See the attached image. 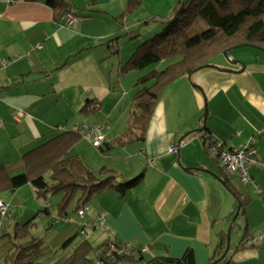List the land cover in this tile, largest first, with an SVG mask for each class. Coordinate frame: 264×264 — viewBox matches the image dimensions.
Masks as SVG:
<instances>
[{
  "label": "crops",
  "instance_id": "crops-1",
  "mask_svg": "<svg viewBox=\"0 0 264 264\" xmlns=\"http://www.w3.org/2000/svg\"><path fill=\"white\" fill-rule=\"evenodd\" d=\"M65 14L56 16L46 0H0V59L10 60L0 69V163L11 174L23 171L26 151L72 124L76 128L89 120L101 122L103 145L127 129L133 109L131 91L120 82V66L128 59H108L122 50L119 46L114 54L120 27L113 19L108 28L88 16L68 25ZM252 49L259 52L232 54L229 66L208 64L177 79L158 103L145 141L102 152L82 139L71 148L70 154L92 170L112 169L119 180L144 173L141 183L123 197L113 189L94 195L85 218L75 221L67 212L64 219L72 223V235L82 222L103 216L105 223L91 228L90 238L100 232L103 240L115 237L130 246L148 247V258H181L192 249L196 264H210L223 254V234L227 243L236 221L237 191L251 196L246 214L240 215L246 226L243 230V221L226 260L217 264H264V240L246 243L264 231V193L230 173L203 141L210 135L227 148H237L255 137L264 162V51ZM87 104L94 106L90 115L82 111ZM172 146L178 151L172 152ZM249 172L264 190V167L251 164ZM28 186L11 191L13 200ZM0 198L9 203L6 195ZM46 208L45 214L51 215L48 203Z\"/></svg>",
  "mask_w": 264,
  "mask_h": 264
},
{
  "label": "trees",
  "instance_id": "trees-1",
  "mask_svg": "<svg viewBox=\"0 0 264 264\" xmlns=\"http://www.w3.org/2000/svg\"><path fill=\"white\" fill-rule=\"evenodd\" d=\"M46 2L58 17L73 10V5L69 6V3L73 4V0ZM140 3L141 0H129L126 12L135 10ZM152 19L158 20L156 17ZM118 20L123 24L122 17ZM197 20L205 21L207 27L201 31L193 30ZM159 21L163 23V30L139 43L129 59L120 66V74L142 70L166 59L178 60L161 70L152 69L137 79L133 111L128 118L127 129L111 142L98 146L102 152L135 141H145L158 103L167 88L177 79L193 74L198 68L210 64L215 55L235 47L249 45L264 48V0H178L170 16L159 18ZM111 42H108L109 45ZM118 51L119 46L116 45V52ZM95 105L100 107V103ZM91 107L94 106L85 105L83 113H93ZM84 136L83 128L78 126L64 129L57 136L42 141L23 154V171L17 174H11L9 167L0 163V195L27 184H31L39 196L49 192H61L63 197L59 208L60 214L65 217L68 204L78 194L80 196L76 210L87 204L96 194L113 189L123 197L141 183L144 173L119 180L112 169L104 167L96 172L82 158L70 154L71 148ZM47 174L51 182L46 178ZM227 183L230 185L229 180ZM231 189L234 190L232 187ZM235 194L237 203L240 204L238 216L244 215L251 196L237 191ZM45 212H49L46 207ZM31 226V221L16 224L11 237L14 248L6 258L11 264H42V260L50 254L42 238L33 237L23 241L30 234ZM78 236L82 239L76 243L72 252L62 255L50 264H97V261H101V264H196L192 249H188L181 258H148L142 248L128 246L115 237H108L94 244L80 234L79 230L63 243V247L72 244ZM222 241L221 251L226 245L225 234ZM108 252H112L114 257L108 256Z\"/></svg>",
  "mask_w": 264,
  "mask_h": 264
},
{
  "label": "rangeland",
  "instance_id": "rangeland-1",
  "mask_svg": "<svg viewBox=\"0 0 264 264\" xmlns=\"http://www.w3.org/2000/svg\"><path fill=\"white\" fill-rule=\"evenodd\" d=\"M128 1L129 0H96L95 2V0H73V11L77 18L88 16L94 20L100 19L102 22L107 23L106 26H108V28L111 26L112 22L110 23V21H112L113 19L117 26L120 27L118 34L121 36V41L119 45L116 43L115 47L116 45H118L122 47V50L120 51V54L114 56L110 54V57L108 59L112 62L115 61L118 63L119 55L120 57L124 55V61L125 59H129V57L133 53H131L132 49L135 51L141 41L152 38L157 33H160L163 30V23L159 21V18L169 17L173 8L178 2V0H141L139 7L131 12H126ZM118 17H122V19L125 20L123 21L124 25L117 20ZM153 17H156L158 20L152 19ZM206 27L207 23L205 21L197 20L193 27V30L197 29L196 31H201ZM138 34L140 35L138 36ZM106 42L107 41L102 40V45H107ZM260 49L264 51V48ZM257 50L252 49V46L249 45L235 47L232 50L230 49L227 54H225L224 52L212 57L210 60V64H215L219 68H221L220 65L229 66V64H232L231 61H233V58L231 56L232 54L244 57L246 55L259 52ZM114 52L115 51H113L112 53ZM116 53L117 52H115L114 54ZM176 60H178V58L166 59L164 61H161L160 63L148 66L145 69L130 71L131 73L129 72V75L123 74V76L121 74L120 82L125 83L126 88L131 91V94L129 95L130 100L133 102V96L136 92V86L134 82H136V79L139 76H142L148 71L155 68L161 70L168 64ZM117 69L118 64H116L114 70V74H116L118 81L119 77L117 75ZM205 104L206 101L204 98V105ZM205 108L206 107H204V113ZM99 111L92 114V116ZM116 114L113 119L116 118ZM89 122H91V125H94L93 123H95L94 126L97 127L100 126L101 123L91 120H89ZM65 125L68 124H66L65 122ZM80 126H83V124H81ZM68 128H75V125L72 124V126ZM83 139L89 141L93 145V147L97 149V147L91 142L90 138L84 136ZM94 148L93 151L95 152L96 150ZM46 178L51 182V178L48 174ZM234 179L236 180V178ZM31 186L24 188L21 191L22 193H20L19 196H17L14 200L12 198L11 191H7L1 194L2 197L3 195H6L8 197L7 200L11 204V208L8 212V217L4 219V225L0 234V264H11V262H8L6 258L12 248H14V244L12 242L13 239H11V237L14 235V228L17 223H24L26 221L32 222L30 234L27 237H24L23 241L30 240L33 237L42 238L44 240V245L48 246L50 254L42 260V264H50L59 259V257H61L62 255L70 254L76 243H78L82 239L81 236H78V238H76V240L72 244L67 247H63V243L72 235L71 232L74 229L72 227V223L70 221H66L64 219V216L60 214L59 205L61 203L63 193L49 192L45 195L39 196L36 192V189ZM79 196L80 194L74 197L67 206L68 214L73 219H75V221H78L79 218L76 210ZM46 203L50 205V209L52 211L50 216L45 215ZM17 212H19L18 218ZM1 221L2 217L0 214V222ZM243 221L244 230L246 222L242 216H238L236 218L233 227L232 224L229 225L228 229L230 228V226L232 227L230 233L231 245H234V243L236 242L239 229H241ZM98 233L96 236H92L91 238L89 237L90 241L94 244H98L99 242L103 241L101 233Z\"/></svg>",
  "mask_w": 264,
  "mask_h": 264
},
{
  "label": "built area",
  "instance_id": "built-area-1",
  "mask_svg": "<svg viewBox=\"0 0 264 264\" xmlns=\"http://www.w3.org/2000/svg\"><path fill=\"white\" fill-rule=\"evenodd\" d=\"M6 1L11 2L12 0ZM65 16L67 18L68 25H72L77 20V16L74 14L73 10L67 12ZM9 63V59H0V69L6 67ZM61 127L63 129L65 128L64 126ZM81 128H83L85 136L90 138L91 142L96 147L100 146L104 142L105 135L102 133L100 127L85 123L83 124V126H81ZM203 141L205 147L208 149L210 154H212L215 159L219 160V162L230 173L238 174L240 179L244 183H254V185L257 187V190L260 193H264V190L258 184L255 183L249 172V166L251 164H257L259 166L264 167L263 160L258 157L256 152L257 140L255 137H252L247 144H244L243 146L237 148H227L222 141H219L210 135H204ZM170 150L172 152H177L178 147L172 146ZM89 208L90 207L85 204L83 207L77 210L78 215L81 218H85ZM9 209L10 204L0 198V214L2 217V221L0 222V233L4 225L3 221L6 218ZM104 223L105 220L103 216H99L96 220H90L86 223H81L78 227V230L80 234H82L85 238H89L88 230H90L91 228H96L98 226H103ZM262 240H264V231L258 236H253L252 238H249L246 243L247 245H253L262 242ZM141 250L145 253L149 252L148 247H143ZM98 252H100V250ZM107 255L111 258L114 257V254L112 252H108ZM97 264H101V261H97Z\"/></svg>",
  "mask_w": 264,
  "mask_h": 264
},
{
  "label": "water",
  "instance_id": "water-1",
  "mask_svg": "<svg viewBox=\"0 0 264 264\" xmlns=\"http://www.w3.org/2000/svg\"><path fill=\"white\" fill-rule=\"evenodd\" d=\"M69 6H72V4L69 3ZM227 53H228V51L225 52V54H227ZM191 169L192 168H189L188 170L190 171ZM216 177L223 182V179L221 177H219L218 175H216ZM239 211H240V204H239V208L237 209V211L235 213V218H234L235 220H236V218L239 215ZM229 251H230V229H229V234L227 236L226 248H225L223 254L219 258H217L216 260H214L212 263H210V264H217L218 262H221V261L226 260L225 258L227 257Z\"/></svg>",
  "mask_w": 264,
  "mask_h": 264
}]
</instances>
